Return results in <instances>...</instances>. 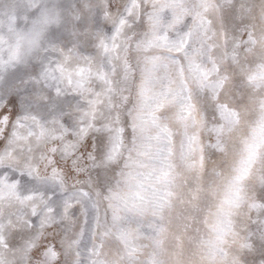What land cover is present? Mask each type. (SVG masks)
<instances>
[{
  "label": "snow or ice",
  "instance_id": "1",
  "mask_svg": "<svg viewBox=\"0 0 264 264\" xmlns=\"http://www.w3.org/2000/svg\"><path fill=\"white\" fill-rule=\"evenodd\" d=\"M32 4L0 0V25L18 29L31 16ZM60 7L54 4L47 13L56 26L54 42L68 55L83 57L77 70L81 84L93 76L102 82L98 101L90 97V102L110 106L112 120L105 128L112 133L113 148L129 143V191L119 207L91 202L81 217V234L99 246L104 245L101 235L110 237L117 250L126 244L130 261L137 242H144L151 249L146 264H169L166 241H174L183 256L185 244L195 238L203 177L229 165L230 181L236 182L248 163L256 127L237 156L229 155V146L248 106L240 53L259 38L258 8L251 0H85L65 20ZM221 35L225 41L231 35L235 50L226 44L220 53ZM97 52L103 53L102 68L93 63ZM58 70L59 65L49 73ZM37 74L46 75L34 62L0 71V92L6 94L13 118L18 98L27 91L25 78ZM116 93L119 104L111 103ZM49 96L51 113L62 114L70 101L59 97V89ZM104 142L103 135L97 136V154ZM87 147L92 153L91 137ZM37 190L51 194L53 201L61 199L54 187L45 184ZM222 223L218 213L214 229L221 243L227 236L218 228ZM249 223L248 247L233 264H264V230L251 217ZM27 236L14 231L9 244L15 247Z\"/></svg>",
  "mask_w": 264,
  "mask_h": 264
},
{
  "label": "clouds",
  "instance_id": "2",
  "mask_svg": "<svg viewBox=\"0 0 264 264\" xmlns=\"http://www.w3.org/2000/svg\"><path fill=\"white\" fill-rule=\"evenodd\" d=\"M78 2L85 0H33L31 16L22 19L18 29L0 25V71L34 62L46 73L43 78L38 74L25 78L27 91L18 98L14 118L6 94L0 92V264H146L151 253L144 242H137L135 259L130 261L126 244L117 250L110 237L101 235L104 245L99 246L81 234V217L91 202L119 207L129 191V143L119 150L113 148L112 133L105 128L112 120V110L109 105L90 102V97L98 101L95 94L102 90V82L93 76L81 84L77 70L83 57L61 51L52 38L56 26L48 22V10L54 4L61 6L67 20ZM251 3L258 8L259 38L240 53L249 100L230 141L229 155L237 156L242 141L252 137L253 127L257 129L255 141L240 180L230 181L233 169L229 165L203 177L195 238L185 244L183 256L176 243L167 240L169 264H233L248 247L250 217L264 230V201L260 200L264 195V0ZM226 44L235 50L231 35L227 41L221 35V54ZM93 63L102 68L103 53L97 52ZM57 65L60 70L49 73ZM57 89L59 97L70 103L62 114L54 115L48 101ZM111 103L119 104L118 93ZM172 112L170 107V115ZM100 135L105 142L97 154L96 138ZM89 137L92 153L87 147ZM187 176L192 178L190 172ZM45 184L56 188L61 199L53 201L51 194L45 196L37 190ZM218 213L223 218L218 228L227 233L223 243L214 229ZM14 231L28 233L15 247L9 244Z\"/></svg>",
  "mask_w": 264,
  "mask_h": 264
}]
</instances>
